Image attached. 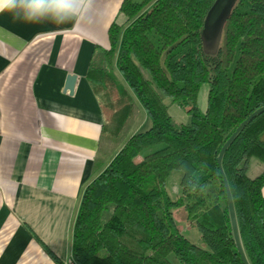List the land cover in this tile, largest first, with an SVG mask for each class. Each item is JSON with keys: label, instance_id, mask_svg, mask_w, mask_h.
<instances>
[{"label": "trees", "instance_id": "1", "mask_svg": "<svg viewBox=\"0 0 264 264\" xmlns=\"http://www.w3.org/2000/svg\"><path fill=\"white\" fill-rule=\"evenodd\" d=\"M215 2L122 1L124 21L110 25V47L100 63L93 56L86 75L106 119L94 160V171H102L86 186L72 230L75 264H171L172 253L179 264H243L217 157L235 128L264 105V0H236L211 52L202 31ZM205 82L201 113L197 99ZM138 102L151 125L132 133ZM169 103L184 109L189 123L177 124ZM262 133L264 112L222 160L250 264H264V168L247 172L253 158L264 165ZM176 169L183 171L182 196L172 199L166 185ZM109 204L112 213L103 221ZM174 207L184 208L207 248L180 233Z\"/></svg>", "mask_w": 264, "mask_h": 264}, {"label": "crops", "instance_id": "2", "mask_svg": "<svg viewBox=\"0 0 264 264\" xmlns=\"http://www.w3.org/2000/svg\"><path fill=\"white\" fill-rule=\"evenodd\" d=\"M123 0H84L72 23L0 13V264H69L106 112L87 80ZM75 75L73 91L67 77Z\"/></svg>", "mask_w": 264, "mask_h": 264}, {"label": "rangeland", "instance_id": "3", "mask_svg": "<svg viewBox=\"0 0 264 264\" xmlns=\"http://www.w3.org/2000/svg\"><path fill=\"white\" fill-rule=\"evenodd\" d=\"M211 40H213V37H211L210 41ZM204 47L208 51L212 50L213 48L210 46L208 47L204 46ZM208 91H209V83L205 82L200 87L198 99H197L198 108L201 113H205L206 108H207ZM165 101L169 102L168 99H165ZM138 106H139L138 117L133 126L132 133L143 131L149 128L151 125V122L143 106L139 102H138ZM169 113L177 124H181V123L186 124V123H189L190 121V115L184 109L180 108L177 104L169 103ZM261 138L264 140V133H262ZM162 147H163L162 144L149 147L145 149L144 151H142L136 157V160L137 161L141 160L145 155L155 150H158ZM255 162L259 163L260 167L256 168V170L254 171L252 168ZM250 163H251L250 168L247 169V172L249 173V175H255L264 168V165L260 163L258 160H256L255 158L251 159ZM182 176H183V171L180 169H176L171 172V174L169 175L167 179L166 189H167L168 195L172 199H177L182 196V189H181ZM112 210H113V205L109 204L103 212V215H102L103 221H106L110 217ZM171 212H172L173 219L180 233H182L192 243L198 246H201L203 248H207L206 245L202 241L199 229L196 226L192 225L187 219L184 208L174 207L171 209ZM169 260L171 261L170 262L171 264H179L178 260L176 259L173 253L169 256Z\"/></svg>", "mask_w": 264, "mask_h": 264}, {"label": "water", "instance_id": "4", "mask_svg": "<svg viewBox=\"0 0 264 264\" xmlns=\"http://www.w3.org/2000/svg\"><path fill=\"white\" fill-rule=\"evenodd\" d=\"M235 2L236 0H216V2L213 4V6L211 7V9L209 10L207 14L204 28L202 31V38H203L204 46L213 47L212 50H210L211 52H214L215 50H217L219 46L224 21L230 14L231 9L234 6ZM211 37H213V40L210 41ZM75 79H76L75 75H72V74L67 77L66 89H68L70 92L73 91V85H74ZM263 112H264V105L257 108L251 114H249L235 128V130L231 133V135L227 138V140L221 146L218 157H217V162H218L221 174H222L225 191H226L227 206H228V211H229L233 238H234L237 252L240 255V258L243 264H250V262L247 258V255H246V252L243 246V242H242V238H241L240 230H239V225H238V220L236 216V211H235L234 200H233V196L230 190V186L228 184L227 178L222 168V160H223V157L227 149L236 139L238 134L244 129V127L252 119H254L256 116L260 115Z\"/></svg>", "mask_w": 264, "mask_h": 264}, {"label": "clouds", "instance_id": "5", "mask_svg": "<svg viewBox=\"0 0 264 264\" xmlns=\"http://www.w3.org/2000/svg\"><path fill=\"white\" fill-rule=\"evenodd\" d=\"M84 0H0V13L25 23L64 25L79 18Z\"/></svg>", "mask_w": 264, "mask_h": 264}, {"label": "built area", "instance_id": "6", "mask_svg": "<svg viewBox=\"0 0 264 264\" xmlns=\"http://www.w3.org/2000/svg\"><path fill=\"white\" fill-rule=\"evenodd\" d=\"M69 264H75L73 261L69 262Z\"/></svg>", "mask_w": 264, "mask_h": 264}]
</instances>
